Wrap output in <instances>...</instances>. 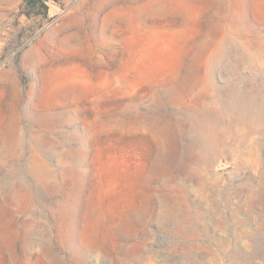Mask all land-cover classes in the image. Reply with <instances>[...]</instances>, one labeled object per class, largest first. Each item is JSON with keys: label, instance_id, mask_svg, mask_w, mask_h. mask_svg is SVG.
<instances>
[{"label": "rangeland", "instance_id": "1", "mask_svg": "<svg viewBox=\"0 0 264 264\" xmlns=\"http://www.w3.org/2000/svg\"><path fill=\"white\" fill-rule=\"evenodd\" d=\"M46 4L0 0V264H264V0Z\"/></svg>", "mask_w": 264, "mask_h": 264}, {"label": "trees", "instance_id": "2", "mask_svg": "<svg viewBox=\"0 0 264 264\" xmlns=\"http://www.w3.org/2000/svg\"><path fill=\"white\" fill-rule=\"evenodd\" d=\"M47 1L48 0H23V7L27 9H37L41 14H45L47 12ZM27 14L29 15V13Z\"/></svg>", "mask_w": 264, "mask_h": 264}]
</instances>
